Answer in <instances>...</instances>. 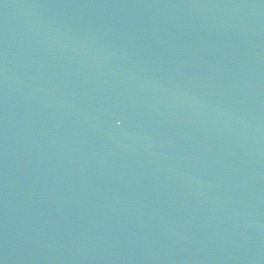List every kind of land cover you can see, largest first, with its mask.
Masks as SVG:
<instances>
[{
    "label": "water",
    "instance_id": "water-1",
    "mask_svg": "<svg viewBox=\"0 0 264 264\" xmlns=\"http://www.w3.org/2000/svg\"><path fill=\"white\" fill-rule=\"evenodd\" d=\"M0 264H264V0H0Z\"/></svg>",
    "mask_w": 264,
    "mask_h": 264
}]
</instances>
